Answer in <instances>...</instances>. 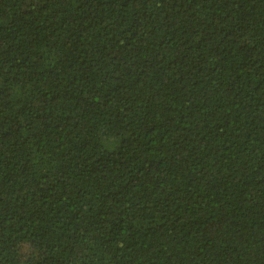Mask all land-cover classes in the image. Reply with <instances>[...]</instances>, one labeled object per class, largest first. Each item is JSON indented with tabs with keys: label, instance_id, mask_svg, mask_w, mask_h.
I'll return each instance as SVG.
<instances>
[{
	"label": "trees",
	"instance_id": "16d2710c",
	"mask_svg": "<svg viewBox=\"0 0 264 264\" xmlns=\"http://www.w3.org/2000/svg\"><path fill=\"white\" fill-rule=\"evenodd\" d=\"M0 264H264V0H0Z\"/></svg>",
	"mask_w": 264,
	"mask_h": 264
}]
</instances>
